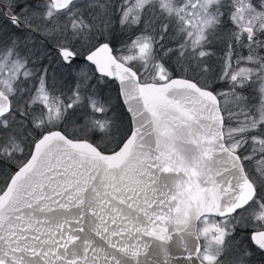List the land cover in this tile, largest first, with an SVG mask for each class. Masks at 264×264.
<instances>
[{
  "label": "snow or ice",
  "instance_id": "1",
  "mask_svg": "<svg viewBox=\"0 0 264 264\" xmlns=\"http://www.w3.org/2000/svg\"><path fill=\"white\" fill-rule=\"evenodd\" d=\"M0 264H264V0H0Z\"/></svg>",
  "mask_w": 264,
  "mask_h": 264
}]
</instances>
